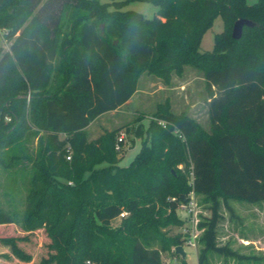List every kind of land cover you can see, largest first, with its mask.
<instances>
[{"label":"trees","instance_id":"1","mask_svg":"<svg viewBox=\"0 0 264 264\" xmlns=\"http://www.w3.org/2000/svg\"><path fill=\"white\" fill-rule=\"evenodd\" d=\"M151 1L157 11L145 19L121 1L109 10L98 0H0V25L10 29L9 48L0 46V165L31 163L24 211L0 207V224L26 234L0 240L21 260L31 255L18 241L43 229L55 252L39 264H162L152 243L183 244L161 227L182 222L175 212L191 191L211 211L198 223V263L209 251L256 258L218 245L217 226L228 199L264 200V0ZM216 16L223 30L203 51ZM239 18L254 26L234 39ZM192 62L203 72L210 132L160 105L126 166L118 129L89 138V124L124 104L142 72L168 80Z\"/></svg>","mask_w":264,"mask_h":264},{"label":"rangeland","instance_id":"2","mask_svg":"<svg viewBox=\"0 0 264 264\" xmlns=\"http://www.w3.org/2000/svg\"><path fill=\"white\" fill-rule=\"evenodd\" d=\"M107 3L108 9L114 7L113 1H121L123 10L135 11L143 15L145 19L155 16L157 5L151 0H98ZM257 0H247L249 4ZM223 30V22L220 16H216L209 28L201 37L200 47L203 51H213L215 46V34ZM10 29L0 25V46L5 50L9 48L7 35ZM160 105L176 115H187L195 120L205 131L210 132L208 98L205 90V80L201 67L192 62L182 66L180 73L172 72L170 79L164 80L153 71L146 70L140 74L138 91L132 102L121 112L105 113L92 121L87 128L89 138L101 133L103 129H118L119 136L123 140L119 142L118 156L120 166L128 165L139 151L143 140L147 135L144 130L150 120L155 119V113ZM141 128L140 134L135 131ZM35 149L37 138L31 144ZM21 167L4 168L0 165V207L7 212L22 213L30 193L29 183L31 175L29 169L31 163L26 159L20 161ZM105 165L102 163L101 166ZM194 200L197 205L198 218L205 221L210 217V201L205 195L196 194ZM231 209L221 203L220 213L222 218L217 226V244L229 245L238 253L256 258L238 259L234 256H226L215 251H209L205 264H264V252L260 243L264 241V200L258 202L228 199ZM127 212V211H125ZM176 215L182 219L181 223H170L161 227V231L168 237L181 236L182 229L186 225L182 212L176 209ZM128 212L126 213V215ZM125 215V216H126ZM122 218V217H121ZM121 218L112 220V226L120 224ZM17 224H0V237L25 235ZM251 244H248L245 239ZM21 247L31 255L29 262L21 260L13 254L11 246L0 240V264H39L42 258L54 253L48 244L50 242L43 229L28 234V239L18 241ZM153 247L160 249L162 264H181L182 259L187 264H199L198 255L202 247L199 241L196 247L185 245V258L175 252V246L160 241L152 243ZM255 247H258L255 248Z\"/></svg>","mask_w":264,"mask_h":264},{"label":"built area","instance_id":"3","mask_svg":"<svg viewBox=\"0 0 264 264\" xmlns=\"http://www.w3.org/2000/svg\"><path fill=\"white\" fill-rule=\"evenodd\" d=\"M123 140L122 136L118 137L117 149L119 148V142ZM69 159L70 156H67ZM195 192L191 191L189 194V199L185 202L179 204L178 208L182 212V217L185 218L186 225H184L182 232L184 235V242L181 244L184 248L185 245H190L192 247H196L199 238L203 232V228L199 227V218H198V211L197 205L194 200ZM127 212L123 211L120 213L119 217H124ZM175 264V263H173Z\"/></svg>","mask_w":264,"mask_h":264},{"label":"water","instance_id":"4","mask_svg":"<svg viewBox=\"0 0 264 264\" xmlns=\"http://www.w3.org/2000/svg\"><path fill=\"white\" fill-rule=\"evenodd\" d=\"M244 26H254V22L247 18H239L235 21L232 28V37L234 39H239L242 36ZM175 252L185 258L186 252L182 245L175 246Z\"/></svg>","mask_w":264,"mask_h":264},{"label":"crops","instance_id":"5","mask_svg":"<svg viewBox=\"0 0 264 264\" xmlns=\"http://www.w3.org/2000/svg\"><path fill=\"white\" fill-rule=\"evenodd\" d=\"M137 91H138V88H137V90H136V92L124 103V104H122L119 108H117V109H115V110H111V111H109V112H106V113H114V112H121L122 110H123V108H125L126 106H128L129 104H130V102H132V100H133V97L135 96V94L137 93ZM105 114V113H104ZM104 114H102V115H104ZM101 115V116H102ZM100 117V116H99ZM98 119V118H97ZM96 120V119H95ZM92 124V122L89 124V126ZM88 126V127H89ZM97 135H99V133H97L95 136H93V137H91V138H94V137H96ZM195 195H196V193H195ZM243 239H245V238H243ZM244 241H247L248 242V244H251L250 242H253V241H250V240H248V239H245ZM260 246H261V249H258V247H255V248H257L258 250H260V251H263L264 252V241H261V243H260Z\"/></svg>","mask_w":264,"mask_h":264}]
</instances>
